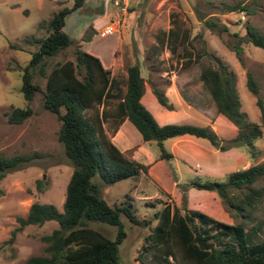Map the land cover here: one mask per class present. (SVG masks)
I'll list each match as a JSON object with an SVG mask.
<instances>
[{
  "label": "rangeland",
  "instance_id": "rangeland-1",
  "mask_svg": "<svg viewBox=\"0 0 264 264\" xmlns=\"http://www.w3.org/2000/svg\"><path fill=\"white\" fill-rule=\"evenodd\" d=\"M221 1L237 0H126L122 22L116 24L110 32L101 33L104 24L94 31L90 28L94 25L93 13L97 15L95 20L109 23L116 17L114 4L112 7L102 5L99 11L95 7L94 12L84 7H92L97 1L84 0L81 8L65 16L63 30L83 50L97 54L104 64L108 65L114 59L108 67L109 75L116 80L120 89L124 88L125 65L137 61L144 78V91L140 100L159 123L174 121L208 125L225 140L234 135L235 128L215 110L207 89L198 77V63L187 62L177 54L181 48L177 37L171 43H176L173 52L169 50L170 43L167 42L166 45H158L151 58L156 68L150 76L163 87L168 101L172 103L171 109L159 106L148 90L146 66L149 60L144 58L146 47L156 42L155 34L161 30L173 27L179 33L184 29L190 36L199 32L205 46L233 69L240 108L247 119L258 122L255 97L245 85V70H250L254 75L259 87L258 94L264 104V50L243 40L238 59L218 34L203 25L202 18L217 19L225 23L229 31L239 35L244 33L245 20L264 32V0H238L245 10L232 11H221ZM71 3L72 0H0V153L30 155L0 178V264H23L28 255L43 253L45 242L40 239V235L57 226L54 219L44 220L41 224H25L8 241L10 230L16 224L15 216L24 215L33 200L53 203L60 210L65 183L72 168L56 136L58 120L55 115L41 106L38 91L32 99L26 100L19 90L20 72L30 56L29 51L12 48L8 43H20L21 37L30 33L44 35V29L36 27L37 22L48 18L59 6H69ZM89 31V39H80L84 32ZM27 48L32 50L35 46L28 44ZM71 50L72 45H68L47 57L46 70L55 60L72 59ZM32 81L42 87L44 77L35 69ZM116 99L108 97L103 104L92 103L86 112L98 114L101 108L105 109L107 116L100 121L101 134L112 141L126 157L146 164V170L135 176L124 177L109 184L99 182L101 195L107 202L118 203L129 198L139 220L132 222L122 213L119 215L125 232L118 244L120 263H150V249L144 252L141 250L143 262L137 258V252L145 244L144 235L156 221L155 212L165 202L176 205L180 212L197 209L216 218L234 221L236 218L232 208L225 205L214 191L195 188L184 182L190 179L223 180L231 170L264 160L263 127L261 135L254 140L258 150L254 157L249 156L243 143H229L226 148L219 149L206 138L182 134L161 140L172 156L158 159V148L154 140H142L126 119L115 124L112 115ZM25 104L31 106L32 113L24 121L8 123L5 120L4 110ZM36 179L43 186L40 190L35 187ZM256 183L264 189V176L259 177ZM253 213L259 219L264 217V194ZM85 222L107 236L114 235L113 225L93 220ZM253 239H264V223L256 230ZM171 248L178 253L177 247Z\"/></svg>",
  "mask_w": 264,
  "mask_h": 264
},
{
  "label": "trees",
  "instance_id": "trees-1",
  "mask_svg": "<svg viewBox=\"0 0 264 264\" xmlns=\"http://www.w3.org/2000/svg\"><path fill=\"white\" fill-rule=\"evenodd\" d=\"M82 1L72 0L69 6L61 5L48 18L38 21L36 27L43 28L44 35L30 33L22 36L20 43H8L12 48L29 51L30 56L20 72L19 90L26 100L32 99L36 91L40 93L41 106L58 120L56 136L72 164L60 210L53 203L33 200L24 215L15 216L16 224L10 230L8 241L25 224H41L47 219L57 222L56 227L40 235V239L45 242L43 253L28 255L23 264H121L118 244L125 232L119 215L122 213L132 222L139 220L129 198L118 203L107 202L101 195L99 182L109 184L135 176L146 170V164L126 157L101 134L100 121L106 118L107 111L101 108L98 114L87 113L86 109L92 103L103 104L108 97H116L112 115L115 124L126 119L142 140H154L158 159L172 156L161 140L182 134L206 138L219 149L226 148L229 143H243L249 156L254 157L258 152L254 140L261 135V127L264 129V104L252 72L245 70V85L255 97L258 122L247 119L240 108L233 69L205 46L199 32L190 36L184 29L178 33L173 27L156 33V42L146 47L144 55L149 60L146 66L147 83L157 104L172 108L163 87L150 76L156 68L151 58L157 46L166 45L167 42L170 43L169 50L173 52L176 43H171L177 37L181 46L177 54L187 62L198 63V77L207 89L215 110L232 123L235 133L223 140L208 125L174 121L159 123L140 100L144 91V78L137 61L125 65L124 88L120 89L100 59L83 50L63 30L65 14L80 6ZM220 10H245V7L238 0L221 1ZM202 23L218 34L238 59L243 40L264 50V32L247 20L242 35L229 31L227 25L217 19L202 18ZM90 36L91 31L84 32L80 39L87 40ZM28 44H33L35 48L28 49ZM68 45H72L73 58L55 60L46 70V58ZM35 69L44 77L42 87L32 81ZM31 113L32 108L28 104L11 106L3 111L8 123H20ZM29 157V154L24 153H0V178L7 170L18 167ZM261 176H264V160L231 170L223 180L190 179L184 182L195 188L214 191L225 205L232 208L236 219L229 222L197 209L180 212L176 205L165 202L155 212L156 221L144 235L145 244L141 245L137 258L143 262V252L150 249L149 264H264V239H253L256 230L264 223V217L259 219L253 213L264 194L263 187L256 183ZM35 187L42 189L39 179L35 180ZM86 220L113 225L114 235L107 236L87 225ZM171 246L177 247L178 253Z\"/></svg>",
  "mask_w": 264,
  "mask_h": 264
},
{
  "label": "crops",
  "instance_id": "crops-1",
  "mask_svg": "<svg viewBox=\"0 0 264 264\" xmlns=\"http://www.w3.org/2000/svg\"><path fill=\"white\" fill-rule=\"evenodd\" d=\"M95 1H97L92 7L91 6H85L84 7V9H90V10H94V12L96 11V10H98L99 11V9L102 7V5H105V7H112L111 5H112V1L111 0H95ZM83 2H84V0L82 1V4H83ZM82 4L80 5V6H78V7H76L75 9H77V8H81L82 7ZM95 7H97V9L95 10ZM75 9H73V10H75ZM73 10H71V11H73ZM89 10V11H90ZM104 10V9H103ZM70 11V12H71ZM100 11H102V10H100ZM70 12H68V13H70ZM67 13V14H68ZM67 14H65V16L67 15ZM65 16H64V18H65ZM97 16V15H96ZM96 16H95V13H93V26H90V28L92 29V31H94L95 29L97 30V27H99V26H102L103 24H105L106 23V21H103V20H95V18H96ZM64 25V24H63ZM91 53V52H90ZM92 54H94V55H96L97 56V54H95V53H92ZM114 55V54H113ZM98 58H99V56H97ZM114 58H115V56H114ZM100 59V58H99ZM114 59H112V61H113ZM100 61H101V63H102V65L104 66V67H109L110 66V64L112 63V61L110 62V64H108V65H106V64H104L103 62H102V60L100 59ZM148 90H150V89H148ZM178 136V135H177Z\"/></svg>",
  "mask_w": 264,
  "mask_h": 264
},
{
  "label": "built area",
  "instance_id": "built-area-1",
  "mask_svg": "<svg viewBox=\"0 0 264 264\" xmlns=\"http://www.w3.org/2000/svg\"><path fill=\"white\" fill-rule=\"evenodd\" d=\"M126 0H112V3L115 6L116 10V17L113 20H110L109 23H106L102 26L101 33H107L114 29V26L116 24H119L122 22V13L126 11ZM242 16V15H241Z\"/></svg>",
  "mask_w": 264,
  "mask_h": 264
}]
</instances>
